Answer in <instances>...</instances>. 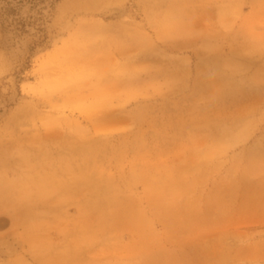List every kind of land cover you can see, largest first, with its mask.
Returning <instances> with one entry per match:
<instances>
[{
  "label": "rangeland",
  "instance_id": "374dc122",
  "mask_svg": "<svg viewBox=\"0 0 264 264\" xmlns=\"http://www.w3.org/2000/svg\"><path fill=\"white\" fill-rule=\"evenodd\" d=\"M7 1L0 264H264V0Z\"/></svg>",
  "mask_w": 264,
  "mask_h": 264
},
{
  "label": "trees",
  "instance_id": "16d2710c",
  "mask_svg": "<svg viewBox=\"0 0 264 264\" xmlns=\"http://www.w3.org/2000/svg\"><path fill=\"white\" fill-rule=\"evenodd\" d=\"M0 12L2 15L9 16L10 14L15 13V9L10 7L9 1L0 0Z\"/></svg>",
  "mask_w": 264,
  "mask_h": 264
},
{
  "label": "bare ground",
  "instance_id": "6f19581e",
  "mask_svg": "<svg viewBox=\"0 0 264 264\" xmlns=\"http://www.w3.org/2000/svg\"><path fill=\"white\" fill-rule=\"evenodd\" d=\"M82 170V169H81ZM262 216H264V211H262V212H258V213H256L255 215H254V217H262Z\"/></svg>",
  "mask_w": 264,
  "mask_h": 264
}]
</instances>
